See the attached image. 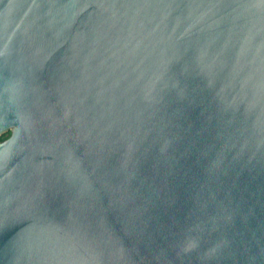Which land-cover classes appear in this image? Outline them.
Wrapping results in <instances>:
<instances>
[{"label":"water","instance_id":"1","mask_svg":"<svg viewBox=\"0 0 264 264\" xmlns=\"http://www.w3.org/2000/svg\"><path fill=\"white\" fill-rule=\"evenodd\" d=\"M0 264H264V0H0Z\"/></svg>","mask_w":264,"mask_h":264},{"label":"trees","instance_id":"2","mask_svg":"<svg viewBox=\"0 0 264 264\" xmlns=\"http://www.w3.org/2000/svg\"><path fill=\"white\" fill-rule=\"evenodd\" d=\"M8 136H9V132H6V133L1 134L0 135V141L3 140V139H5Z\"/></svg>","mask_w":264,"mask_h":264}]
</instances>
